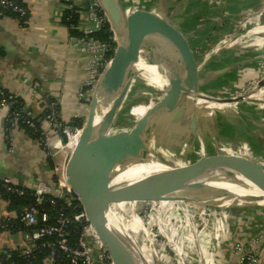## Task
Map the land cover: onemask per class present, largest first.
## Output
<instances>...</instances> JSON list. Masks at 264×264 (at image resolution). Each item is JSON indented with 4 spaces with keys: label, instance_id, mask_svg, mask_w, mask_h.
<instances>
[{
    "label": "crops",
    "instance_id": "obj_1",
    "mask_svg": "<svg viewBox=\"0 0 264 264\" xmlns=\"http://www.w3.org/2000/svg\"><path fill=\"white\" fill-rule=\"evenodd\" d=\"M220 1L222 0H122L127 12L160 11V5L162 7V3H165L167 13L175 21L174 25L188 35L189 39L191 37V46L201 67V92H224L219 93V96L234 97L242 94L248 83L260 75V66L264 61V5L260 3L261 0H223L228 3V6L224 7ZM26 3L29 17L25 26L12 17L0 18V86L21 98L26 107L33 111L34 117L44 113L47 108L46 100L51 97L59 103L60 116L64 122L73 117L85 121L89 104L78 99L80 87L87 78L84 70L85 57L70 40V31L63 23V4L61 0H26ZM237 16H242L243 20H230V17ZM251 16H254L255 20L252 22L255 23L248 25L244 20ZM151 18L153 17L132 21L131 27L136 38L145 30L160 28ZM223 21L230 23L224 24ZM229 26H235L237 31L233 35L238 36L233 38L231 45L223 44L219 37H212L218 28L225 31ZM242 31L245 34V43L243 42L244 46L238 47L236 38H240ZM204 51L206 55L203 57ZM35 82L41 84V89L36 95L33 94ZM241 103L230 107L222 105L225 110L219 108L222 113L232 116L228 123H231L234 129L232 136H218L222 142H218L217 138L211 141L216 142L223 152L227 153L228 149L238 156L237 149H248L255 157L262 155L263 159L259 161H264V125L261 127L254 119L260 117L261 109H250L251 106L246 105L248 107L245 108V113H238L247 120L246 124L240 120L234 109L235 106H242ZM7 115V109L0 106V180L11 178L20 187L48 183L51 173L40 143L17 127L6 137ZM223 140L230 141V148L223 146ZM247 159L258 162L253 158ZM190 205L194 204L176 199L162 201L159 210L166 217L160 213L157 219L152 217L156 220L160 233L174 241L172 243L175 244L179 258L187 257L189 263L237 264L235 261L224 259L222 244H227L230 240L248 243L249 237L257 238V235L253 238L251 235V232L260 230L255 228L256 224L259 222L264 225V222L261 223L262 218L255 215L251 217L247 208L226 207H223L225 211L222 209L220 213H211L207 221L194 224V218L191 216L194 209ZM226 211H231L230 215ZM168 212H174L175 217H168ZM16 215V212L8 210L7 202L0 195V219H15ZM232 235L236 239L232 240ZM227 238L228 241L225 240ZM18 240V235H14L10 229L0 231V251L17 246ZM177 245H180V249ZM159 247L157 246L158 250ZM159 262L171 264L168 258ZM155 264H158V261Z\"/></svg>",
    "mask_w": 264,
    "mask_h": 264
},
{
    "label": "water",
    "instance_id": "obj_2",
    "mask_svg": "<svg viewBox=\"0 0 264 264\" xmlns=\"http://www.w3.org/2000/svg\"><path fill=\"white\" fill-rule=\"evenodd\" d=\"M98 2L108 20L117 48L95 84L77 146L73 150L68 149L64 174L87 220L95 228L102 246L109 254L112 264H146L141 253L102 213L101 205L110 209L111 202L160 203L169 199L186 201L194 205L220 202L217 200L220 197L263 191L264 165L247 158L227 156L230 161L224 158L206 160L201 164L190 166L187 172L155 166L150 145L169 122L184 119L189 121L191 132L198 131L195 119L186 114L190 105L199 104L201 97L203 100L218 104L219 108L222 105L230 107L249 100L243 96H219L224 92H219L220 94L201 92V67L191 46V37L189 39L188 35L174 25L175 21L167 13L165 3H162V7L160 5V11L127 12L122 0H98ZM162 8L165 11H162ZM148 17H153L151 20L156 21L160 28L145 30L135 40L129 51H122L121 38L124 34L131 33L132 21ZM154 52L175 57L184 76L172 94L167 92L169 98L166 102L156 108L152 114L148 113L143 117L139 127L146 124L138 143L136 144L135 141L140 133L139 128L135 135L126 139L125 146L133 149L134 152L131 153L133 156L129 154L128 157L133 160L140 179H133L134 181L118 187L111 186L109 170L106 169L108 164L107 149L104 146L105 134L113 122L114 109L121 107L127 98L125 96L117 99V96L134 80V78L124 80L126 74L133 70L147 54ZM260 85H264V82ZM135 94L141 95L138 92ZM111 106L110 119L103 130ZM197 170L205 171L212 176H201V173L196 172ZM231 207L243 206L231 205ZM158 264L162 263L158 261Z\"/></svg>",
    "mask_w": 264,
    "mask_h": 264
},
{
    "label": "built area",
    "instance_id": "obj_3",
    "mask_svg": "<svg viewBox=\"0 0 264 264\" xmlns=\"http://www.w3.org/2000/svg\"><path fill=\"white\" fill-rule=\"evenodd\" d=\"M61 2L64 11L70 10L78 17L76 28L82 35L79 37L72 36L70 40L79 50L80 54L85 57L84 70L87 78L80 87L78 99L81 102L89 104L95 84L104 67L113 58L116 49L111 43L96 38L95 36L96 33L100 32L108 24V20L98 0H61ZM26 4V0H0V18L12 17L25 26L29 17V9ZM262 82H264V61L261 63L259 78L251 80L239 96L246 97L250 102H264L252 100L256 95L260 94L261 96L264 93V85H260ZM40 89L41 84L35 82L33 85V94L36 95ZM12 103H18V96L0 87V106L8 111L6 120L9 118L13 119V128L18 127V122L20 121L28 127L35 129L36 124L34 122L33 111L25 107L21 110L11 112L10 105ZM55 105L54 103L51 106ZM54 117L55 115L48 116L45 124L47 128L44 129L45 137L43 145L39 143L45 153L47 151L56 157V168L54 171H50V178L56 175L57 179H55L54 183H51V178L48 183L46 182L43 185L22 187L34 193L35 203L29 207H25L20 214L15 216V219L19 220L20 223L18 231L13 232L14 235H18V245L11 248H3L0 251V260L2 256L6 260H12L15 252L20 258L31 259L34 258L38 251L40 252L42 249H46L48 254L43 264H55L57 258L62 257L69 261L70 264H112V260L102 246L95 228L87 220L77 197L68 185L67 178L64 174V165L62 166L61 159L59 160L58 158L61 152L69 149V144L75 136L80 134L81 129L74 130L70 124V120L64 124H59L54 120ZM58 128H61L65 133H69L67 144H63L59 139V132L56 130ZM2 183L8 191L17 193L19 196L25 193L18 184L8 177L4 178ZM46 195L51 197V204H55L56 201L61 200L68 207L74 205H76L75 207H80L81 211L73 218L60 214L52 222V216L41 208ZM140 204L142 210L145 206L156 204V202H140ZM136 209L137 207L135 208L137 212H135V215L139 219L142 221L149 219L150 216L146 220V216L140 217L139 215L141 213H138ZM200 215L204 218L206 212H201ZM6 221L7 219H0V230L8 229V223ZM144 221L143 223L146 224ZM76 222L81 224V226L80 235L74 241L71 227ZM147 226L149 227V225ZM153 226L146 228V230L149 229L150 236L148 239H151L154 244L156 235L152 229L154 228ZM246 245L247 243L240 240L232 241L229 246L236 252L231 255L233 257L236 256L234 260L232 259L233 261L238 264H261L264 262L263 254L261 255L254 250H250ZM258 246L256 245L255 248ZM164 251H166V247ZM176 253L175 250L174 254ZM163 256L167 257L168 260L171 259L167 254H163Z\"/></svg>",
    "mask_w": 264,
    "mask_h": 264
},
{
    "label": "rangeland",
    "instance_id": "obj_4",
    "mask_svg": "<svg viewBox=\"0 0 264 264\" xmlns=\"http://www.w3.org/2000/svg\"><path fill=\"white\" fill-rule=\"evenodd\" d=\"M260 3L263 6L264 0H261ZM220 4L223 5L224 7L228 6V3L223 0L220 1ZM263 17L264 16H262V18ZM232 19H235L236 22L237 21L241 22L240 19H242V16H237L233 18L230 17V20ZM254 20H255L254 16H251L245 19L244 22L245 21L246 23L248 22L247 24L249 25L250 23H255V22H252ZM226 22L230 23V21H225L224 24ZM238 25H240V23H238ZM239 28H241V25L239 26ZM236 31L237 30L235 29V26H229L227 30L225 31L222 28L220 29L218 28L216 30V33H214V36L212 37L214 38L219 37L220 41L223 44L226 43V45L228 46V45H231L233 38L238 37V36L234 37L233 35V33H235ZM244 36L245 34L242 31L241 34L239 35L240 38L239 39L236 38V40L238 41V47L244 46L243 45V42L245 41ZM116 48H117V43L115 45V49ZM205 55H206V51L203 52L202 56L204 57ZM260 69H261V66H260ZM141 75H138L136 77L138 81L136 82L134 89L131 90L130 93L128 94L124 104L121 107L114 109L113 122L111 123L109 129L107 130L105 134L104 146L107 149L106 161L108 164V166H106V169L109 170L108 173H109V180H111L110 182L111 186L118 187L120 185L121 186L124 185L127 182H131L133 179H140L137 173V168L133 160L128 157L129 154L132 155L134 152H133V149L125 146L126 139H129L130 137L135 135L136 131L139 128L140 133L138 135V138L135 141L137 144L143 133V129L146 124L144 123L139 127V124L141 120L143 119V117L147 116L148 113L152 114L156 110V108L161 107L163 103L166 102V100L169 98L168 93L172 94L171 92L167 93V91L164 88H160L157 86H150L143 77L140 78ZM135 92H138L141 95L136 96ZM252 100L264 101V93L261 94V96L260 94L256 95L255 97L252 98ZM241 104L242 106H235L234 108L237 112L236 115L240 117V120L245 121V123L248 124L247 120L243 116H240L243 113H245V108L248 107L246 105H250L251 106L250 109L260 108L261 109L260 117H256L254 119L256 120L255 121L256 124L258 122V124L261 125V127H263L262 125H264V102L256 103V102L244 101ZM212 107L214 106L204 107L203 115H202L198 110L199 108L198 105L196 106L190 105L186 115L192 116V118L195 119L196 124L199 129L196 133H193L190 131L188 132V134L182 133L181 135H179V137H177L178 140L182 139V142H184L186 138L189 141L188 149H187L188 154H185L186 157L184 159L190 166L201 164L203 161H206V160H214L215 158L216 159L224 158L226 161H230L227 159V156L231 157L234 155L228 149H227L228 151L227 153L225 151L224 152L221 151L220 146L216 142L211 141V139L217 138L218 142H222L218 136L222 137L225 134L232 136V132L234 129L231 123H228L229 121H231L230 119L232 118V116H229L227 113H224V112L222 113V111H220L222 107L220 109L219 108L212 109ZM183 121H184V125L189 123V121L187 120L185 121L183 119ZM174 124L175 122H169L164 127V129L156 136L157 137L156 140L154 139L150 145L151 155L155 161L154 165L158 166L159 168L163 167V165L168 161V157L170 156L167 151V144L171 140V136L174 130ZM237 124H239V122ZM207 125L209 127H207ZM200 134H202L203 136ZM203 137L204 138L206 137L205 141ZM223 141H224L223 143L225 144L223 146L230 148V146L232 145L230 144V141L229 140L227 141L223 140ZM178 144H176V146H179ZM246 145L249 146V144H246ZM237 146L239 147L240 144L238 143ZM65 151L66 153H68L69 150H64V152L60 153L61 160L64 157ZM237 155L242 158L243 157L251 158V159L253 158L254 160H258V163H262L264 165V161H261V162L259 161L261 160L263 156L260 155V156L255 157V155L251 154V152H249L248 149L247 151L242 150V149L241 150L237 149ZM60 157L58 156L59 160H60ZM177 163H178L177 165H178L179 170L184 171L182 169V161L177 162ZM220 169H223V168H220ZM196 172L201 173V176H212L211 174H208L202 170H197ZM221 176H224V175H221ZM161 203L162 201L160 203H156L153 205L152 204L147 205L141 210L140 202L139 203L125 202L121 204L111 202L110 211L119 219V221L121 222L125 230V234L128 238L129 243H131L132 246H134V248H136L141 253L142 257H144V259L146 260L145 261L146 264L147 263L155 264L157 263V261H161L162 259L164 260L167 257H164L163 254L164 255L167 254L168 257H171V259H169L171 264H191V263L197 264V262L189 263L187 261V257L181 256L180 257L181 259L177 257L178 254L177 253L174 254L175 244L172 243L174 241H172V239H169L164 234L160 233V231L157 229V226L155 224L156 220H153L152 217L153 218L155 217V219H157L156 217H158V213L162 215L161 211L159 210ZM190 204H193V203H190ZM117 205L120 206V208H118ZM190 206H193V209H194V213H191L192 214L191 216L194 218V224H199L200 223L199 221L201 222L204 220L207 221L208 218H210L211 213L215 214V212L216 213L222 212L224 210L222 206H228L226 208H233L231 207V205L223 204L222 202H217V201L208 202V203L207 202L200 203V204H195V205H190ZM239 206H243V207H239L237 209L247 208V210L250 211L249 215H251V217H253V215H255V217H261L262 218L261 223L264 222V204H256V203L249 204L248 203V204H240ZM136 207H137L136 210L138 211V213L139 212L141 213V215H139L140 217L146 216L145 218L146 220L150 216L148 220L146 221L143 220L144 222H146V224H144L143 221L135 215ZM240 211L242 212V210ZM201 212H206L204 219L200 215ZM243 212L245 213L246 211H243ZM226 213H229L230 215L231 211H226ZM232 213L236 214L235 212H232ZM174 215H176L174 214V212H171V213L168 212L167 216L170 218L171 217L174 218L175 217ZM163 217H166V215L164 214ZM147 225H149V227H152L154 225L153 226L154 228H152L156 235L154 238L155 239L154 244L151 239H148L150 234H149V230L148 229L146 230V228H149ZM255 228L260 229L259 232L253 231L251 232V235H252V238L255 235H257V238L251 239L249 237L247 241L248 243L246 246L250 250H254L256 251V253H260L261 255L263 254L264 256V225L259 224L258 222ZM136 234H137V237H136ZM228 238L225 240L228 241ZM234 239L236 238L233 236L232 240ZM230 241H228L227 244H224V243L222 244V247H221L222 256L224 257V259L233 261L236 258V256L233 257L231 255H233L236 252L233 251L234 249H232L229 246L232 243ZM162 243L163 245H165L166 251H164L163 245H161ZM159 245H160L159 247L160 251L157 248V246ZM256 245H259V246L255 248ZM177 247L178 249H180V245H177ZM140 253H137V254L141 256ZM196 261H197V258H196ZM261 264H264V262H262Z\"/></svg>",
    "mask_w": 264,
    "mask_h": 264
},
{
    "label": "trees",
    "instance_id": "obj_5",
    "mask_svg": "<svg viewBox=\"0 0 264 264\" xmlns=\"http://www.w3.org/2000/svg\"><path fill=\"white\" fill-rule=\"evenodd\" d=\"M63 23L69 28L70 34L73 37H79L82 34L77 30L76 26L78 23V17L77 15L70 11L65 10L63 13ZM96 38H99L103 41L109 42L112 44V46L115 48V42L113 41V34L110 31V27L108 24L104 26V28L95 34ZM0 55H2V52L0 51ZM172 60V57H171ZM170 60V62H171ZM1 87V86H0ZM56 104L55 106H51L52 104ZM47 108L44 111L43 114L37 115L34 117V122L36 124V128H30L26 124L18 122V127L20 130L26 133L30 138L42 143L44 141V126L46 124V121L48 120V116L55 115L54 120L58 122L59 124H64L65 122L62 120L60 113H61V107L59 103L56 102L55 99L48 97L46 100ZM26 105L24 101L18 97V103H12L10 105V111H17L21 110L22 108H25ZM13 119L9 118L5 121V129H6V137L10 135L12 129H13ZM84 120L78 117H73L70 119V124L73 126L74 130L82 129L84 126ZM59 132V139L63 144H67L69 140V133H65L61 128L56 129ZM46 151V150H45ZM47 153V154H46ZM46 162L48 169L50 171H54L56 168V161L53 156V154L46 151ZM51 183H54L55 179H57L56 175L51 177ZM22 188V187H21ZM24 190V195L19 196L17 193L8 191L2 181H0V195L3 197V199L8 204V210L10 212H16L17 215L22 212V210L25 207H29L35 203V197L34 193L29 191L26 188H22ZM76 205L72 207H68L65 205V203L61 200L56 201L55 204H51V197L46 195L45 200L41 206L42 209L46 210L51 216H52V222L55 221L56 217H59L60 214H63L64 216L68 217H74L76 216L80 211L81 208L75 207ZM76 220V217H75ZM8 223V229H10L12 232H17L18 228L20 227L19 220L17 219H10L6 221ZM80 226L78 222H76L72 227L73 231V240L76 241L80 235ZM2 231V230H0ZM95 252V251H94ZM47 250L42 249L40 252L38 251L34 258H20L18 257V254L15 252L13 255L12 260H6L4 256L1 257L0 264H43L44 259L47 256ZM55 264H70L69 261H67L65 258H57ZM98 264V263H95Z\"/></svg>",
    "mask_w": 264,
    "mask_h": 264
},
{
    "label": "bare ground",
    "instance_id": "obj_6",
    "mask_svg": "<svg viewBox=\"0 0 264 264\" xmlns=\"http://www.w3.org/2000/svg\"><path fill=\"white\" fill-rule=\"evenodd\" d=\"M137 38L135 37L132 27H131V33L124 34L121 38V50L122 51H129L135 40ZM175 59V60H174ZM171 57L166 54H158L156 52L147 54L135 67L133 70L129 71L125 79H133L125 88L122 90L118 96L117 99L120 97L121 99L123 97H127V95L130 93L131 90L134 89L136 82L138 79L136 78L138 75H141L147 83L150 86H157L160 88H164L167 92L173 93L176 87L179 85L181 80L183 79L184 74L179 69V62L175 57ZM177 60V62H175ZM162 63V64H161ZM134 76V77H133ZM202 100L199 101V112L203 115L204 107L207 106H214L213 108H219L218 104H215L213 102H210L208 100H203V97H201ZM113 106V104H112ZM107 114L106 121L104 123L103 130L107 127V123L110 119L111 109ZM206 116V115H205ZM190 132V124L187 123L184 125V121L181 119L174 124V130L171 136V140L167 144V151L169 153L168 161L163 165V167L166 168H172L175 170H179L178 163L182 161V166L185 171L181 172H187L188 168L190 169V165L185 161V154H188V139L186 138L184 142H182V139L178 140L177 137L181 135L182 133ZM80 138V134H78L76 137L73 138L71 141V144L69 145V150H73L76 148L78 140ZM157 137L154 139L156 140ZM158 141V139H157ZM179 142V144H178ZM178 144L179 146H176ZM151 149V148H150ZM184 159V160H183ZM62 166L66 164L67 162V153L65 151L64 157L61 160ZM162 167V168H163ZM218 201L222 202L223 204L227 205H240V204H264V190H257L254 192H247V193H239L234 194L230 196H224L217 199ZM102 213H104L110 223L115 227L117 231H120L122 236L125 237V239L128 241V238L125 234V230L119 221V219L110 211V209L106 206L101 205L100 206ZM129 228V227H128ZM129 242V241H128Z\"/></svg>",
    "mask_w": 264,
    "mask_h": 264
}]
</instances>
